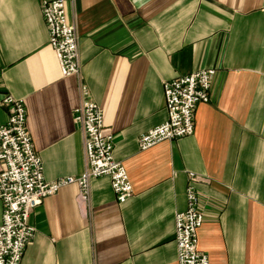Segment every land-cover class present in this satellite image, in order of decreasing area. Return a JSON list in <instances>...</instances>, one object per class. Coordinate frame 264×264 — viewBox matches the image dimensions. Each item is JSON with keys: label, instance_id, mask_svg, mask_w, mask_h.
Here are the masks:
<instances>
[{"label": "crops", "instance_id": "0c3cea01", "mask_svg": "<svg viewBox=\"0 0 264 264\" xmlns=\"http://www.w3.org/2000/svg\"><path fill=\"white\" fill-rule=\"evenodd\" d=\"M41 2L0 0V96L24 99L53 180L84 171L85 146L73 112L78 77L62 75ZM66 12L81 77L134 193L120 203L100 176L88 205L76 183L46 197L22 264H178L175 216L187 208L190 172L201 177L199 248L210 264H264V0H66ZM210 67L194 133L141 149L140 135L168 117L164 82ZM8 117L0 107V124Z\"/></svg>", "mask_w": 264, "mask_h": 264}, {"label": "built area", "instance_id": "2783aa9c", "mask_svg": "<svg viewBox=\"0 0 264 264\" xmlns=\"http://www.w3.org/2000/svg\"><path fill=\"white\" fill-rule=\"evenodd\" d=\"M42 13L49 32V43L56 51L64 77L76 75L80 102L74 108V120L82 129L85 146V169L80 175L47 180L43 159L35 149L27 128L24 99L7 92L0 96V107H7L9 117L0 124V200L3 219L0 225V264H22L26 247L35 236L30 217L38 205L62 187L76 183L78 200L88 205L91 180L109 176L117 200L127 201L134 193L125 164L115 158V135L104 122V110L91 95L81 77L79 35L66 12V0H42ZM216 69L202 68L164 82L167 119L143 132L139 147L143 150L164 140H174L195 131V110L199 103L210 101ZM201 177L189 173L187 208L175 216V240L178 264H210L208 253L199 248V229L204 222L196 183Z\"/></svg>", "mask_w": 264, "mask_h": 264}]
</instances>
